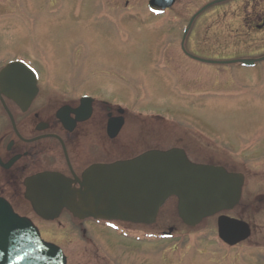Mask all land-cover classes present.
Masks as SVG:
<instances>
[{"label":"rangeland","instance_id":"374dc122","mask_svg":"<svg viewBox=\"0 0 264 264\" xmlns=\"http://www.w3.org/2000/svg\"><path fill=\"white\" fill-rule=\"evenodd\" d=\"M143 1L0 0L5 6L14 2L20 5L19 11L18 6L17 11L0 8V22L6 23L0 31V56L21 55L34 60L40 84L56 97L71 98L87 92L127 105L129 156L147 149H164L170 145L169 135H184L193 132L194 127L204 134H221L226 143L257 133L264 135V100L252 97L247 101L229 95L224 98V86L206 96L189 94L176 85L169 66L187 67L190 63L163 60L160 34L152 31V24L143 23L148 15L141 8ZM163 121L176 127H165ZM101 150V161L121 154L119 149L102 146ZM189 156L205 159L204 153ZM244 157L246 162H264V150ZM159 217V223L152 227L130 224L129 228L159 232L172 224L177 232L184 230V235L161 243H118L117 264H264L260 260L264 245L252 249L258 252L256 260L251 258L250 242L237 249H224L215 243V217L187 229L177 217L174 200L164 206ZM245 220L254 231L264 230L263 211L256 215L249 211ZM37 223L40 235L67 251L75 263L92 258L98 248L100 239L94 229H88L94 240L93 246H88L76 231V220L65 213L53 222L37 218ZM100 235L109 244L114 242L112 237ZM104 254L99 245L95 256Z\"/></svg>","mask_w":264,"mask_h":264},{"label":"flooded vegetation","instance_id":"af4514ba","mask_svg":"<svg viewBox=\"0 0 264 264\" xmlns=\"http://www.w3.org/2000/svg\"><path fill=\"white\" fill-rule=\"evenodd\" d=\"M149 2L143 1L141 7L148 14L143 23L152 24L151 29L155 28L160 34L163 60L167 63L174 58L190 63L187 67L169 66V72L177 79L176 85L189 94L206 96L213 89L224 86V98L229 95L247 101L252 97L264 100V0H171L168 3L162 0L160 5H153L161 10L156 16L149 13ZM17 6L19 11L20 5L16 2L7 6L0 2V8L8 11H17ZM5 24L0 22V31ZM18 58L29 61L35 69L34 60L28 57L0 56V73L7 69L8 62ZM238 59L251 63L241 66L234 62ZM8 89H11L10 82L0 80V197L18 215L37 223V215L24 197L27 177L41 171L58 170L72 179L80 178L88 166L101 162L102 146L112 151L121 150L114 159H129L127 107L124 110L116 103L87 92L71 98L56 97L40 84L39 75L30 92L11 96ZM83 95H89L91 99L84 102L81 100ZM119 118L123 125L114 138H109L108 122ZM163 122L165 127L175 126ZM124 134L128 137L124 138ZM168 138L172 141L169 148H182L187 154L204 153L205 159H193L221 166L227 172L243 177L238 204L223 213L248 223L247 239L231 248L250 242L251 258L257 260L258 252L252 249L264 245V230L254 231V226L245 220V214L264 212V162H246L244 156L264 150V135L257 133L242 141L227 143L223 135L214 133H179ZM73 219L77 222L76 231L88 246H93L94 241L89 236V228L94 229L100 241H97L94 256L78 263L63 250L66 264H117L115 251L121 244L129 243V223ZM164 224L169 223L164 221ZM161 232L172 233L174 227L168 225L167 231ZM102 233L112 237L114 242L109 244L100 235ZM99 245L105 253L102 257L95 256Z\"/></svg>","mask_w":264,"mask_h":264},{"label":"water","instance_id":"95a60500","mask_svg":"<svg viewBox=\"0 0 264 264\" xmlns=\"http://www.w3.org/2000/svg\"><path fill=\"white\" fill-rule=\"evenodd\" d=\"M14 66H11L13 68ZM15 68V67H14ZM20 87L31 82L24 69ZM9 73L5 72L4 75ZM26 85V86H25ZM11 91H15L14 88ZM122 120L109 121L113 138ZM25 197L45 220L57 218L63 209L77 218L121 220L153 224L159 209L171 197L177 200V215L188 227L203 219L232 209L239 201L242 178L224 168L190 161L179 148L149 149L132 158L87 167L80 179L56 171L39 172L26 178ZM246 225L227 217L218 218V235L234 244L247 235ZM0 264H65L57 247L45 243L38 230L15 214L0 198Z\"/></svg>","mask_w":264,"mask_h":264}]
</instances>
